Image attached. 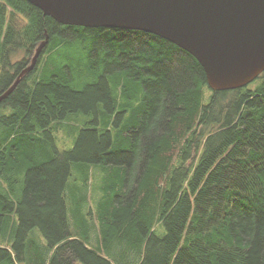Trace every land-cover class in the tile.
Returning a JSON list of instances; mask_svg holds the SVG:
<instances>
[{
	"label": "trees",
	"instance_id": "trees-1",
	"mask_svg": "<svg viewBox=\"0 0 264 264\" xmlns=\"http://www.w3.org/2000/svg\"><path fill=\"white\" fill-rule=\"evenodd\" d=\"M46 38L0 102V264H264V72L212 91L155 35L0 0V95Z\"/></svg>",
	"mask_w": 264,
	"mask_h": 264
},
{
	"label": "water",
	"instance_id": "water-1",
	"mask_svg": "<svg viewBox=\"0 0 264 264\" xmlns=\"http://www.w3.org/2000/svg\"><path fill=\"white\" fill-rule=\"evenodd\" d=\"M55 22L140 31L171 42L202 67L212 91L241 89L264 72V0H25ZM47 38L20 78L34 69Z\"/></svg>",
	"mask_w": 264,
	"mask_h": 264
},
{
	"label": "rangeland",
	"instance_id": "rangeland-1",
	"mask_svg": "<svg viewBox=\"0 0 264 264\" xmlns=\"http://www.w3.org/2000/svg\"><path fill=\"white\" fill-rule=\"evenodd\" d=\"M56 138H57L56 140L57 146H59L61 149H70L72 147L71 145L72 140L70 138L62 142L60 141V139L65 138V137H62V135H60L59 133L56 135ZM101 181H102L101 177L96 178V176L91 174L90 172H89L88 178H86L85 180L81 178V176H77V175L69 179V187H71L72 185L78 187V190L80 192H83L85 196V201L81 202L80 205L85 210H87L89 213H91V215H86V216H87V221L90 227H93V228L98 227L97 218L94 217V213L96 211L95 210V198H96L95 192L100 193Z\"/></svg>",
	"mask_w": 264,
	"mask_h": 264
}]
</instances>
